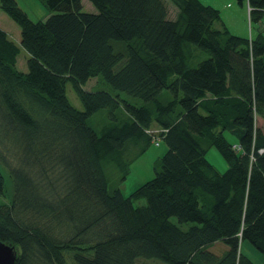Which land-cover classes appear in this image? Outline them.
Returning a JSON list of instances; mask_svg holds the SVG:
<instances>
[{"label":"trees","instance_id":"16d2710c","mask_svg":"<svg viewBox=\"0 0 264 264\" xmlns=\"http://www.w3.org/2000/svg\"><path fill=\"white\" fill-rule=\"evenodd\" d=\"M82 1L41 0L34 20L0 0L20 28L17 43L0 27V240L13 264H256L241 244L264 255V34L232 33L200 0H169L173 17L165 0ZM244 1L259 22L264 0ZM154 137L166 150L153 176L124 195Z\"/></svg>","mask_w":264,"mask_h":264},{"label":"rangeland","instance_id":"374dc122","mask_svg":"<svg viewBox=\"0 0 264 264\" xmlns=\"http://www.w3.org/2000/svg\"><path fill=\"white\" fill-rule=\"evenodd\" d=\"M19 5L29 14V16L34 19H41L44 15L47 14V9L42 4L41 0H17ZM166 5L168 7L169 16H174L175 7L169 0H165ZM204 4H210L219 10L220 16L224 24L228 27V29L239 36L243 37H254L258 31H262L264 34V11L261 12V19L259 22L252 21L251 23L248 20V6L244 1L242 4H239L237 0H200ZM35 4V5H34ZM40 7V8H39ZM39 10L40 13H36ZM82 10L87 12L95 11L94 6L88 0L82 1ZM41 14L42 16H39ZM217 27H220V23H216ZM0 27L8 32L9 37L19 43L20 39V28L19 26L3 11L0 10ZM204 55L203 51H199ZM25 56H27L26 51L21 48L19 55L17 56V66L20 70L26 71V61ZM95 82V79L90 80L88 84L85 85L86 89H89L88 86H92ZM109 88V86H106ZM98 88H93V90ZM66 94L71 102V104L82 110L83 106L71 88L70 85H67ZM91 125L95 130H98L99 126L109 123L106 112L101 111L94 115L90 120ZM259 124H263L262 121L258 120ZM264 128V125H262ZM227 139L232 142L236 141L235 136H233L229 132H225ZM166 150V145L163 142H160L159 145L150 144L145 151L134 158V160L129 164L128 174L125 179L119 183V188H121L122 193L124 195H128L131 191H133L140 184L150 179L153 172V162L159 156H161ZM206 158L209 162L216 168L217 171L223 172L227 169L228 164L227 161L222 157L219 151L215 147H210L206 152ZM106 172L110 178L112 175H120L121 170H119L115 165H108L106 168ZM111 181V180H110ZM115 181H111L110 187H112ZM8 192H6L7 194ZM7 201V197H1L0 202ZM215 251H220L222 247L218 244L214 245ZM241 248L243 252L250 257L256 264H264V255L259 252L251 243L248 241H243L241 244ZM65 258L67 264H74L72 260V256L69 253H65Z\"/></svg>","mask_w":264,"mask_h":264},{"label":"water","instance_id":"95a60500","mask_svg":"<svg viewBox=\"0 0 264 264\" xmlns=\"http://www.w3.org/2000/svg\"><path fill=\"white\" fill-rule=\"evenodd\" d=\"M14 246L0 240V264H13L16 259Z\"/></svg>","mask_w":264,"mask_h":264},{"label":"built area","instance_id":"2783aa9c","mask_svg":"<svg viewBox=\"0 0 264 264\" xmlns=\"http://www.w3.org/2000/svg\"><path fill=\"white\" fill-rule=\"evenodd\" d=\"M153 141H154V144H155V145H158L159 142H160L159 139H158L157 137H154ZM259 152H260V153H264V148H260V149H259Z\"/></svg>","mask_w":264,"mask_h":264},{"label":"crops","instance_id":"0c3cea01","mask_svg":"<svg viewBox=\"0 0 264 264\" xmlns=\"http://www.w3.org/2000/svg\"><path fill=\"white\" fill-rule=\"evenodd\" d=\"M34 5H35V4H34ZM39 8H40V7H39ZM40 11H41V10H39V11H38V12H36V13H40ZM39 16H42V15H41V14H39ZM44 17H46V15H44ZM44 17H43V18H44ZM7 33H8V32H7ZM18 42H19V41H18Z\"/></svg>","mask_w":264,"mask_h":264}]
</instances>
